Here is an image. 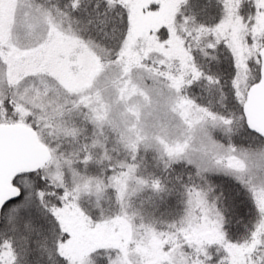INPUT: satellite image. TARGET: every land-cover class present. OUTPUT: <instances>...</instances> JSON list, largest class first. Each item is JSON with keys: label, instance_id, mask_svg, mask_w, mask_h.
Masks as SVG:
<instances>
[{"label": "rangeland", "instance_id": "374dc122", "mask_svg": "<svg viewBox=\"0 0 264 264\" xmlns=\"http://www.w3.org/2000/svg\"><path fill=\"white\" fill-rule=\"evenodd\" d=\"M109 2L126 7L129 16L118 57L75 27L53 0H0V106H13L19 117L8 125L6 115L13 113L0 107V127L36 126L49 153L26 188L47 183L55 188L48 189L51 196L60 197L52 215L65 240L57 252L68 264H95L101 252L112 254L108 264H261L262 240L226 243L222 218L204 194H191L174 233L161 235L135 221L145 181L136 180L131 165L116 162L120 170L104 178L89 167L141 149L167 169L182 163L201 175L234 178L264 211V146L238 148L235 121L194 104L184 91L217 84L201 78L193 58L218 60L222 50L234 61L237 97L247 96L254 78L247 64L260 65L264 48V0ZM81 137L85 147L72 148ZM12 250V244L0 247V264H11Z\"/></svg>", "mask_w": 264, "mask_h": 264}, {"label": "trees", "instance_id": "16d2710c", "mask_svg": "<svg viewBox=\"0 0 264 264\" xmlns=\"http://www.w3.org/2000/svg\"><path fill=\"white\" fill-rule=\"evenodd\" d=\"M77 1L78 4L75 7L73 6L75 0H53L52 4L65 15L70 16V20L74 19L72 24H75V27L79 24L86 36L110 51L113 57L123 54L129 30V16L126 7L118 3H110L109 0ZM163 34L161 30L158 36ZM226 54L229 52L222 50L216 52L218 60H202L200 56L195 55L193 60H195L196 67L203 73L201 78L216 81L217 84L208 85L209 83L201 82L184 91L194 104L203 106L222 118L235 121L234 128H239V134L236 137L239 141L238 148L255 152L264 146V139L252 132L245 122L242 108L246 94L242 96L243 99L237 97L233 84L238 82V78L236 73L231 75V72L235 70L232 69L235 68L234 61L230 54L224 60ZM247 68H251L254 75L250 77L254 78L250 79L246 92L260 79V65L250 62ZM0 107L5 109V112L13 113L6 115V122L19 121L18 113L15 112L13 106L2 105ZM235 117H238L237 121ZM78 124L80 127L83 126L82 122ZM32 127L31 130L36 133L37 127L34 125ZM67 143L72 144V141L66 142V145ZM73 144L72 148L81 150L85 147V139L81 137ZM98 152L100 154V151ZM79 156L76 161L78 165L81 164L79 168H83L84 159ZM110 160L105 163L99 160L95 163L93 160L95 164L89 168L96 172L94 176L98 178L115 175L120 170L114 169L116 162L117 165L124 163L134 168L136 180L145 181L143 193L139 194L137 203L134 205L137 213L135 221L139 225L143 223L142 226L146 229L161 235L173 234L172 227L178 225L184 217L187 198L193 193H200L204 194L221 216V231L226 243L251 246L256 239L259 241L261 239L264 243V211L259 209L255 196L234 178L223 174L201 175L193 167L182 163L174 164L167 169L153 153L141 149L131 156L119 155L115 162ZM38 173L23 174L15 179L14 185L24 195L22 199L5 207L2 212L0 247H3L4 243L12 244L14 250H12L11 264H68L57 252L65 236L60 232L56 219L52 215V211L60 207V197L51 196L52 192L49 190L55 188L46 182L44 188L43 183L41 185L36 183L35 187L29 190L26 188L27 183H32V180L37 179ZM225 182L231 184L238 198V210L227 219L225 210L212 191L214 187ZM39 193H43L41 197ZM55 193L59 195L60 192ZM81 206L86 207L84 204ZM108 211H117V207L108 209ZM93 216L90 215V217ZM257 249L261 252L259 253L261 256L256 259L264 264V244ZM111 255L109 252L97 253L98 258L94 262L97 264L98 260L103 259L108 264Z\"/></svg>", "mask_w": 264, "mask_h": 264}, {"label": "water", "instance_id": "95a60500", "mask_svg": "<svg viewBox=\"0 0 264 264\" xmlns=\"http://www.w3.org/2000/svg\"><path fill=\"white\" fill-rule=\"evenodd\" d=\"M260 65V80L249 89L242 111L248 128L264 138V48ZM49 158L33 131L20 126L0 127V225L5 206L21 197V191L11 184L13 176L35 172L45 167Z\"/></svg>", "mask_w": 264, "mask_h": 264}, {"label": "snow or ice", "instance_id": "6c2138e0", "mask_svg": "<svg viewBox=\"0 0 264 264\" xmlns=\"http://www.w3.org/2000/svg\"><path fill=\"white\" fill-rule=\"evenodd\" d=\"M250 131V130H249ZM243 134V133H241ZM264 139V138H262ZM213 194L218 198V202L222 205L223 209L225 210V218L227 219L230 215L236 212L237 209V195L236 192L233 191L231 184L225 182L213 188ZM23 193L21 199L23 198ZM15 201H13L14 203ZM7 207V206H5ZM27 207V205H25ZM2 211V209H0ZM97 264H107L106 260H98Z\"/></svg>", "mask_w": 264, "mask_h": 264}, {"label": "flooded vegetation", "instance_id": "af4514ba", "mask_svg": "<svg viewBox=\"0 0 264 264\" xmlns=\"http://www.w3.org/2000/svg\"><path fill=\"white\" fill-rule=\"evenodd\" d=\"M204 1V0H203ZM206 1H209V0H206Z\"/></svg>", "mask_w": 264, "mask_h": 264}]
</instances>
